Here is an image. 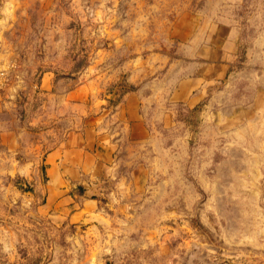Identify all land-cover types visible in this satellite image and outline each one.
I'll use <instances>...</instances> for the list:
<instances>
[{
	"label": "rangeland",
	"instance_id": "rangeland-1",
	"mask_svg": "<svg viewBox=\"0 0 264 264\" xmlns=\"http://www.w3.org/2000/svg\"><path fill=\"white\" fill-rule=\"evenodd\" d=\"M244 3L0 0V92L20 157H33L40 118L106 129L127 92L150 133L83 194L99 208L82 223L44 207L41 156L6 175L2 153L0 264H264V0ZM213 20L240 28L223 65L201 55Z\"/></svg>",
	"mask_w": 264,
	"mask_h": 264
},
{
	"label": "crops",
	"instance_id": "crops-1",
	"mask_svg": "<svg viewBox=\"0 0 264 264\" xmlns=\"http://www.w3.org/2000/svg\"><path fill=\"white\" fill-rule=\"evenodd\" d=\"M234 1L242 6L248 0ZM206 29L210 34V47L205 48V45H202L201 55L205 63L212 66L225 64L224 57L226 58L227 52L221 49L228 47L230 42L238 41L240 28L235 30L228 24L213 20L210 26L201 24L199 27L201 32ZM44 80L45 78L42 79V85ZM6 97L5 91L0 92V156L6 153L9 161L8 168L5 163L3 165V174L7 171L6 175H9L17 170L27 175L31 171L27 160L34 161L41 156L48 177L44 187V207L52 210L62 221L82 223L86 222L92 213H98V199L88 198V195L83 194L93 193L97 190L100 180L117 173V158L124 146H143L149 140L150 133L141 112L140 94L127 92L110 114L113 116L112 121L108 122L106 129L95 123L82 131L73 128L60 133L56 127H50L47 118H40L36 122L39 139L29 149L33 157H20L19 153H25L18 148L23 129L22 125L17 123V116H14L13 103ZM8 112L11 114L6 115ZM50 134H53L51 138ZM14 162L19 163L18 168L13 167ZM85 182L91 186L82 193L77 187L83 186Z\"/></svg>",
	"mask_w": 264,
	"mask_h": 264
},
{
	"label": "built area",
	"instance_id": "built-area-1",
	"mask_svg": "<svg viewBox=\"0 0 264 264\" xmlns=\"http://www.w3.org/2000/svg\"><path fill=\"white\" fill-rule=\"evenodd\" d=\"M1 83H2V82H0V86H1Z\"/></svg>",
	"mask_w": 264,
	"mask_h": 264
}]
</instances>
